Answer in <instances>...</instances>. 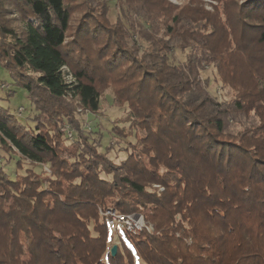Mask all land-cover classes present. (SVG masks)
I'll list each match as a JSON object with an SVG mask.
<instances>
[{"label":"trees","instance_id":"16d2710c","mask_svg":"<svg viewBox=\"0 0 264 264\" xmlns=\"http://www.w3.org/2000/svg\"><path fill=\"white\" fill-rule=\"evenodd\" d=\"M16 1L22 29L1 27L9 43L0 64L27 92L32 116L20 121L0 98V148L17 167L49 164L53 178L48 187L34 170L0 167V264H124L109 251L108 220L99 215L110 207L148 208L157 230L123 232L129 264H264V0H216L212 12L200 0L182 8L119 0L140 18L107 28L99 50L85 25L86 41H68L65 0ZM208 67L229 100L211 92ZM239 68L248 81L235 79ZM111 84L132 112L129 136L145 134L117 165L99 151L103 134L101 143L78 135L70 148L60 133L70 118L66 97L96 114ZM123 129L111 125V134Z\"/></svg>","mask_w":264,"mask_h":264},{"label":"rangeland","instance_id":"374dc122","mask_svg":"<svg viewBox=\"0 0 264 264\" xmlns=\"http://www.w3.org/2000/svg\"><path fill=\"white\" fill-rule=\"evenodd\" d=\"M66 4H68L72 9V17H71V28L69 31L68 41L71 42L74 39H78L82 37L83 42L86 41L87 35L85 32H80L79 30L83 28L85 25V29H92L95 42V49L99 50L100 47L104 46L105 41H107L109 32L107 28H110L115 22L122 23L129 27V24L126 20L128 19H136L137 12L135 14H131L128 9L119 8L118 3L119 0H65ZM164 1V0H161ZM170 3L175 8H182L188 4H190L193 0H165ZM164 1V2H165ZM206 8V10L212 12L214 11V6H218V1L216 0H200ZM242 0H239L241 2ZM246 0H244L245 2ZM16 0H0V49L3 47H7L9 43V39L1 36V27H6L7 29L15 30L16 32H20L22 29V20H24V14L21 8L17 7ZM153 3L154 2H149ZM121 5V2H120ZM134 5V4H133ZM137 5V3H135ZM119 11L121 12L122 18H119ZM138 17V16H137ZM140 18V17H138ZM126 21V23H124ZM146 27L150 26V23L143 20ZM127 33H131L127 28ZM163 32H161V35ZM131 35V34H130ZM136 38V36H133ZM74 38V39H73ZM140 42V41H139ZM90 45V44H89ZM178 61H185V53H177ZM129 65L125 64L121 71L118 72L117 78L121 77V74L125 69L129 68ZM206 73L202 74L204 78H208L211 82L210 90L211 92L217 96L221 101L224 99L229 100L230 97L225 98V92L227 89L223 88V81L217 75L216 71H213L212 68L208 67L206 69ZM71 72V71H70ZM72 73V72H71ZM233 76L235 79L239 81H248V73H245L240 68L238 71L234 72ZM114 86L111 84L110 87L106 88L102 92L100 110L98 113L94 114L87 109H84L80 102L76 99H72L71 97L65 98V106L64 108L69 112L70 118L69 120H64L63 125H61V134H64L62 140H67L65 143L66 146L72 147L76 144V140L78 135H83L86 137H90L95 139L98 143H101V134L104 135V139L102 142V147L100 148V152L103 157L107 158L108 161H111L114 165L120 164L122 160H126L129 153H132L133 148L140 147V137L145 136L144 133L136 132L137 136H129L132 128H130V124L127 122L132 118V112L130 111L128 105L126 103H118L117 96L114 91ZM12 91L13 96L10 100L6 101L8 92ZM0 98L3 99L1 101V105L10 110V112L16 114L20 121H25V118H28L31 114L32 104L27 97V92L25 89L21 88L16 80L11 76L8 70H5L0 64ZM70 106L72 108L67 107ZM63 105H62V109ZM32 116V114H31ZM31 122V120H30ZM111 125H118L120 129H123V136H115L111 134ZM109 131V132H108ZM140 131V130H139ZM125 132V133H124ZM129 133V134H128ZM135 134V135H136ZM106 135V136H105ZM104 144V145H103ZM107 145V147H106ZM134 145V146H133ZM137 151H140L138 149ZM9 151L7 149L0 148V167L9 169L13 173L18 169V174H25L26 170H34L40 175V178H44L45 185L49 187V180L53 178L52 169L49 164L37 165L32 164L30 162H26L21 160L19 166H14L15 160L11 161V156L8 154ZM14 157H18L19 155L13 150ZM12 166H10V165ZM8 165V166H7ZM14 166V167H13ZM147 191L153 192V190H157V186L147 185ZM163 188L158 189L159 192H163ZM112 212L117 211L115 208H111ZM108 210H99V215L101 217L105 216V213ZM142 213H132L129 215H133L137 224H140L143 227L140 231L137 230L135 233H131L132 237L139 238L143 236L155 237L158 235L156 232V228L151 222H148L145 215H148V208L141 209ZM118 212V211H117ZM147 227V228H145ZM116 237L117 239L108 243L110 245L109 251L111 252L112 247L118 246V252L124 258V264H129L130 260L126 256L124 251V246L122 240L125 239V235L122 231H117L115 234H111L110 236ZM179 237V235H177ZM121 241V244H118ZM191 243V241H189ZM138 262L139 259L137 258ZM140 263V262H139Z\"/></svg>","mask_w":264,"mask_h":264},{"label":"built area","instance_id":"2783aa9c","mask_svg":"<svg viewBox=\"0 0 264 264\" xmlns=\"http://www.w3.org/2000/svg\"><path fill=\"white\" fill-rule=\"evenodd\" d=\"M63 73L65 75V80L67 81V83H72L74 81V77L67 67L63 68ZM105 217L108 220V226L110 228L108 243H111V241L117 239L116 237H114V235L111 237L110 233L115 234L117 231L120 230L122 232L131 234V233H135L137 230L140 231L144 227L140 224H137L135 217L133 215L122 214L117 211L112 212L111 209H109L105 213ZM118 244H121V241H119Z\"/></svg>","mask_w":264,"mask_h":264},{"label":"water","instance_id":"95a60500","mask_svg":"<svg viewBox=\"0 0 264 264\" xmlns=\"http://www.w3.org/2000/svg\"><path fill=\"white\" fill-rule=\"evenodd\" d=\"M117 252H118V246L112 247V249H111L112 256H116L117 255Z\"/></svg>","mask_w":264,"mask_h":264}]
</instances>
